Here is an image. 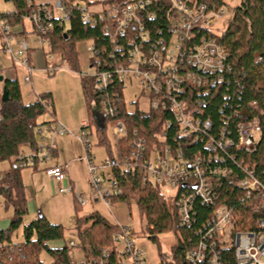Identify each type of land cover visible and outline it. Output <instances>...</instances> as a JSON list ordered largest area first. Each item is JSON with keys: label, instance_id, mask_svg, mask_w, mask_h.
<instances>
[{"label": "trees", "instance_id": "1", "mask_svg": "<svg viewBox=\"0 0 264 264\" xmlns=\"http://www.w3.org/2000/svg\"><path fill=\"white\" fill-rule=\"evenodd\" d=\"M7 1L12 3L13 9L3 11L0 16L12 28L21 25L25 17L31 15L38 6L51 7L48 3L35 4L32 0ZM62 1L71 11L66 20L60 15L50 19V29L45 34L49 46L46 54H58L63 61L75 68L77 66L75 43L90 40L91 46L96 51V54L92 53L91 61H94L96 56L99 57L102 61V69H109L124 60L128 49L126 39L119 37L114 42L109 33L104 31L105 25L112 21L107 16L106 9L102 12L104 14L102 20H97L91 25L81 20L83 14L77 9V6L81 5V0ZM121 1L109 0L107 3L110 6L114 2ZM150 1L148 9L153 11L154 16L145 22L146 35L150 41L160 38L167 40L169 38L168 14L171 12V5L168 0ZM198 1L206 3L214 10L226 6L224 0ZM33 32L35 33L34 28ZM210 33L213 34L210 31L205 34L211 36ZM216 39L227 51L226 66L221 71L203 74L207 80L206 87L210 92L198 95L194 92V97L201 99L200 116L202 119L208 118L211 121L210 134L216 137L221 130L234 141L238 123L257 120L260 133L254 150L246 152L230 146L225 152V161L235 175L232 179L242 177V172L236 166V163H242L252 167L264 183V0H239L237 6L232 8L226 27L219 35H216ZM80 77L89 125L92 127L96 122V113H101L97 96L93 94L95 82L91 78ZM2 86L7 91L8 100L4 102L1 100L2 90L0 89V162L8 160L9 166L4 171H0L2 174L0 194L4 198V204L12 206L13 215L9 226L6 229H0V264H43L38 254L43 248L53 257L51 264H71L67 245L59 248L48 246L51 240L63 239L62 224L49 221L41 212L23 225L22 241H11L13 232L27 213V198L21 179L20 169L22 168L16 164L17 155L24 152V146H28L31 151H37L35 127L39 124L36 123V118L48 111L53 116L52 120L45 121L43 124L52 126L55 123V111L50 92L40 95L33 102L22 103L16 78L4 79ZM122 89L123 84L115 79L108 86L106 91L115 114L111 117L103 115L102 124L97 126L98 144H105L109 149L108 158L118 161V165L112 166L109 170L116 183L118 194L113 193L109 202L114 204L115 200L136 201L140 218L145 221L144 230L151 240L156 241L159 233L173 232L176 242L172 245V260L159 264H193L187 261L186 254L194 249L202 238L196 228L210 216L211 208L196 200L193 205L191 225L182 226L174 206L175 197H166L162 193L161 186L143 184L139 164H134V167L128 169L123 167L124 159L130 155L129 144L134 138V131L140 137H144L148 145L157 142L158 137L163 136L166 142L176 146L174 137L177 125L172 113L168 110L150 109L148 112H143L136 109L130 112L123 100ZM253 102L254 105H252ZM116 120L122 121L126 133L124 135L115 133L117 140L114 154L110 149L104 125L106 122L115 124ZM166 122H169V127H165ZM188 139L180 138L179 140V146L183 147L187 156L200 149L203 153H207L203 146L205 135L198 138L197 142H191L193 139H190L191 141ZM229 155L235 157L234 162L229 159ZM219 193L221 203L240 209V215L235 221L238 230H254L255 221L264 217L263 211H252L247 206L248 203L241 204L240 199L245 198V192L235 187L229 179H225ZM75 229L78 236L77 247L82 252L85 262L120 264L121 258L114 248L113 240L114 233L121 231L117 224L111 223L99 212L93 211L81 216L76 215ZM128 235L131 236V231ZM222 255L225 264H232V248L224 249ZM196 264L208 263L202 261Z\"/></svg>", "mask_w": 264, "mask_h": 264}, {"label": "built area", "instance_id": "2", "mask_svg": "<svg viewBox=\"0 0 264 264\" xmlns=\"http://www.w3.org/2000/svg\"><path fill=\"white\" fill-rule=\"evenodd\" d=\"M171 5V12L168 14L169 38H160L150 41L146 35L145 22L153 18V11H150V0H122L114 2L106 14L111 18V23L106 24L104 31L109 33L112 41L123 37L127 42V52L122 62L116 63L109 69H102V61L95 57L91 61L90 75L82 77L94 80L93 94L97 96L101 113H96L95 121L102 124L103 115L113 116L115 109L109 103L107 89L113 80L123 84L127 80H137L142 89L148 91L150 109L168 110L172 113L177 129L174 141L177 144L166 142L163 136H159L151 145H148L144 137H140L136 131L130 142V155L124 159L123 167L128 169L139 164L142 172L143 184H153L162 188H172L174 191L175 205L178 213L179 223L182 226H190L192 223L193 205L196 200L211 208L210 216L196 229L202 238L195 245L194 249L187 254V261L196 264L207 261L208 264H225L222 251L232 248V264H264V217L255 221L254 230H238L235 225L236 218L240 215V209L229 207L221 203L219 189L225 179L237 188L245 192L241 198V204L248 203L250 210H261L264 214V183L255 174L254 169L242 163H236L237 168L242 172V177L233 178V170L227 165L225 152L228 147L234 146L239 150L252 152L257 141L254 139V132L260 133V126L257 120L240 122L236 126V140L226 136L224 131H219L215 137L210 134L212 124L208 118L202 119V103L196 94L208 93L207 80L203 74H211L221 71L226 66L227 51L217 42L214 32L221 25L222 15L225 8L211 9L206 3L198 0H168ZM55 8L64 20L68 19L69 6L62 0H57ZM77 9L82 12L81 20L88 24H95L102 20L104 14L101 12H87L81 5ZM2 11H0L1 15ZM55 16L52 7L38 6L31 15L25 17L32 22L37 41L41 43L48 39L45 34L50 29L49 21ZM213 34L206 35V32ZM0 37L2 49L10 54L15 64L23 67L28 73L24 80L29 84L30 74L33 67L29 63L28 52L30 47L25 40L21 39L14 44L15 33L13 28L0 16ZM89 51L96 54L94 47L90 45ZM17 55H23L17 58ZM51 58V56H49ZM106 63V62H103ZM55 66V64H54ZM52 66V67H54ZM203 86H205L203 88ZM203 88V89H202ZM254 105V102L252 103ZM89 120L81 121V131L75 137L84 145V160L87 171L90 174V186L99 199H103L109 207V199L113 193L118 194L116 183L109 172L112 166L118 165V161L107 158L98 167L93 163L89 153ZM116 132L118 135L126 133L125 126L121 120H116ZM169 122L165 127H169ZM56 132L59 135L70 133L64 127L52 128L46 125L38 129V133ZM206 137L204 148L207 153L200 150L191 153L190 156L184 153L183 147L179 146L180 138L197 142L201 136ZM191 139V140H190ZM52 143H38L37 151L21 153L17 155L16 164L20 168L35 167L49 161L51 157ZM231 161L235 157L229 155ZM98 168L107 172L98 174ZM45 174L57 182L66 179L65 166L53 165L44 167ZM101 176V177H100ZM2 174L0 173V180ZM110 181L111 190L102 192L103 179ZM59 193L73 192L70 183L67 187L60 186ZM79 205H85L82 194H75ZM245 199V200H244ZM121 231L114 233L113 240H123L125 247L120 255V264L123 257H129L131 264H148L144 259L141 250L134 246L129 236L130 229L120 227ZM228 229L226 235L225 230ZM75 264H90L84 260Z\"/></svg>", "mask_w": 264, "mask_h": 264}, {"label": "rangeland", "instance_id": "3", "mask_svg": "<svg viewBox=\"0 0 264 264\" xmlns=\"http://www.w3.org/2000/svg\"><path fill=\"white\" fill-rule=\"evenodd\" d=\"M35 4H45L48 3L53 8V13L55 16L59 15V11L55 8V3L57 0H32ZM109 0H81V6L90 13H98L109 8L107 3ZM226 6L224 7L226 12L222 15L220 20V27L214 29L216 33L221 32L227 25L231 17L232 8L237 6L239 0H224ZM111 6V5H110ZM13 9L11 2L7 0H0V11H10ZM25 34H17L13 40V48L16 49V42L21 40V36L24 37L23 40L26 41L31 49L30 51L40 52L41 43L38 42L37 36L32 32V22L29 19H24L23 21ZM15 30V29H14ZM17 31V30H16ZM15 32V31H14ZM1 43V37H0ZM91 45L90 40L78 41L75 43V50L77 53V66L73 68L68 63L63 61L58 54H46V60L48 66L42 69V67H35L31 70L30 82L29 84L25 82L24 76L28 73L21 66H17L12 60L9 53L1 49L0 44V75L4 76L6 70L13 68L15 65L14 78H16L21 92V102L29 103L37 100L40 95L44 93L51 92V98L53 100L54 107V117L56 119H61L66 124L69 129L68 135H73L70 139L74 140L76 145L82 147V155H84L83 144L73 137L79 136L81 131V125L79 124L82 120H89L87 113V105L82 91L81 85V75H90L92 69L90 67L92 52L89 51ZM49 46L47 42L42 45V51L47 53ZM23 55H17V58H22ZM51 56V58H49ZM55 64V66H54ZM54 66V67H52ZM3 83H0L1 90L3 88ZM123 100L126 104V108L130 112L138 109L143 112H148L150 110V101L148 98V91L143 90L142 86L137 80H127L124 83V88L122 89ZM92 105V103H91ZM93 109H95L93 107ZM52 115L46 111L36 118V123L39 124L35 127V139L38 143L44 141L45 144L53 143L51 141L49 133L44 131L38 133V129L46 126L43 124L45 121L52 120ZM98 118H95V120ZM97 123V124H96ZM99 122H94L91 128H88L89 132V153H91L93 163L100 167L108 158L109 149L105 144H98L97 136V126H100ZM105 132L107 135V140L110 144V149L115 154L116 153V140L115 133L116 127L110 123L106 122L104 125ZM74 131V133H73ZM117 134V133H116ZM59 136V135H52ZM118 137V135H117ZM254 139L258 141L259 133L254 132ZM75 146V144H74ZM64 150L66 155L71 152V144H64ZM25 153L30 152L28 146L23 147ZM61 155V154H60ZM59 155V156H60ZM71 155V154H70ZM55 156H51L48 165H51ZM9 166V161L0 162V171H4ZM80 169L77 164H72L69 167L70 176L72 180L74 190L73 192L59 193L58 185L54 183H47V192L45 196L38 195L33 197L31 193L27 192V213L23 217L21 224L13 232L11 236V241L20 242L23 240L22 228L24 224L30 222L33 218L37 217L38 213L36 209H39L46 218L53 223H60L64 228L63 239L51 240L48 242L49 247H54L56 244L60 247L67 245L68 253L70 256L71 264H75L84 260L82 252L77 247L78 236L75 229L76 215L81 216L89 212L97 211L104 218H106L111 223L117 224L119 227H127L131 231V240L134 246L141 250L142 255L148 264H159L160 262L168 263L172 260V245L176 242L175 236L172 231H166L162 234L157 235V240H151L147 237L145 232V221L140 218L139 210L136 201H121L115 200L114 204H110L108 207L103 199H99L95 195V191L91 188L89 180L90 174L87 171ZM21 170L22 184L26 188L30 187L32 180H35L37 173H44L42 167L34 170L30 167H24ZM108 168L102 170L98 168L97 173L100 175L102 172H107ZM35 172V173H34ZM85 172V173H84ZM34 173V175L32 174ZM72 173V174H71ZM101 177V176H100ZM103 179V177H102ZM76 181V182H75ZM75 182V183H74ZM69 181L67 178L59 186L67 187ZM77 184V185H76ZM111 190V183L106 179L102 181L101 191L105 192ZM162 193L168 197L173 196L174 191L172 188H162ZM82 194L84 197L85 205H78L75 199V194ZM44 195V194H43ZM45 201V202H44ZM44 202V203H43ZM13 215V208L11 205L4 204V198L0 194V229H6L9 226L10 218ZM143 230V231H142ZM228 229L225 230L226 235L228 234ZM125 247L123 240H118L114 242V248L118 253H122ZM39 257L43 264H51L53 262V257L44 248L39 251ZM123 263L131 264L129 257H123Z\"/></svg>", "mask_w": 264, "mask_h": 264}, {"label": "crops", "instance_id": "4", "mask_svg": "<svg viewBox=\"0 0 264 264\" xmlns=\"http://www.w3.org/2000/svg\"><path fill=\"white\" fill-rule=\"evenodd\" d=\"M32 27H33V25H32ZM13 31H15L14 32L15 33V37H18V36H16L17 34L23 35V34L26 33L23 23L21 25L13 27ZM32 32H33V29H32ZM20 38L23 39L24 37L21 36ZM1 49H2V45H1ZM31 49H35V48H30V50ZM30 50L28 52V56L27 57L29 58V63L33 67V69H35L36 66L37 67H42V69L45 68L46 66H48V64H47L48 62L46 60V53L43 52L42 49H40V52H37V49L35 51H30ZM17 66H19V65H17ZM14 68H15V65H13V68H9L8 70H6L4 76L0 75V76L3 77V79L0 81V83H3L4 79H12V78H14V76H13L14 75V71H13ZM0 89H1V86H0ZM80 123H81V121H80ZM58 126L59 127L61 126V127H64L66 129H68L67 128L68 126L66 127V124L63 121H61V119L58 120L55 117V123L52 125V127L55 128V127H58ZM48 133H49V136L51 138L50 140L54 141L52 143L53 149L51 150V156H55L53 162L51 163V165H48V162H50V160H51V159H49L48 162H46V163H44L42 165H37L35 167H30V168H33L34 170H36V169H38V167H42V170H44V167H47V166H53V165L61 166V165H63V166H65L66 178H67V180L69 181L70 185L73 187V190H74V186H73L72 180L69 178V176H70L69 167L72 164H77L78 166H80V169H82L83 171L85 170V168H84V163L85 162H84V160L82 159V156H81L83 154L82 153V147H80V145H78V144L76 145V143H74V140L70 139V137H72L73 135H68V133L59 135L56 132H48ZM73 133H74V131H73ZM54 134L55 135H59V136H52ZM73 138L76 139V137H73ZM42 142H44V141H42ZM67 143L71 144V152H70L71 155L70 154L66 155V153H65L64 144H67ZM74 144H75V146H74ZM85 166H86V164H85ZM34 173H32V174L34 175ZM47 181L49 183H54L55 185L57 184L58 188H59L60 187L59 185L65 180H63L62 182H57L54 179L48 177L45 174V172L44 173H42V172L41 173H37L35 180H32V184L29 185L30 187L26 188V186H25L24 187V191H25V193H27V192L31 193V195L33 197H36L38 195L45 196L46 192H47V183H48ZM36 210H37V213L39 214L40 210L39 209H36ZM59 247H60V245L56 244L55 248H59Z\"/></svg>", "mask_w": 264, "mask_h": 264}, {"label": "water", "instance_id": "5", "mask_svg": "<svg viewBox=\"0 0 264 264\" xmlns=\"http://www.w3.org/2000/svg\"><path fill=\"white\" fill-rule=\"evenodd\" d=\"M2 79H3V77L0 76V81H1ZM1 100H2L3 102L8 100L7 91H6L5 88L2 89Z\"/></svg>", "mask_w": 264, "mask_h": 264}]
</instances>
